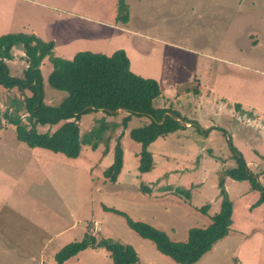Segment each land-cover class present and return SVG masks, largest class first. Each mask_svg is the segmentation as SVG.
I'll return each mask as SVG.
<instances>
[{"label":"rangeland","instance_id":"obj_1","mask_svg":"<svg viewBox=\"0 0 264 264\" xmlns=\"http://www.w3.org/2000/svg\"><path fill=\"white\" fill-rule=\"evenodd\" d=\"M121 6L126 23L117 18ZM18 32L53 42V56L66 60L77 52L123 51L132 73L157 82L153 107L185 123L150 144L153 169L144 174L138 172L141 146L130 132L150 119L131 116L124 126V111L83 115L81 141L101 123L106 130L96 148L95 139L81 143L77 158L22 143L24 153L17 154L19 142L4 115L28 124L24 99L31 93L0 87V202L13 210L11 219H0L8 238L0 240V264H55L57 252L87 234L130 246L136 264H176L110 210L185 242L190 229L207 227L219 211L220 180L232 204L230 232L195 264H264V203H258L264 190V0H0V36ZM11 55L4 61L8 74L22 78V47ZM39 70L43 103L58 107L67 93L49 86L48 59ZM117 142L123 164L111 183L104 172ZM237 159L246 180L225 175L238 168ZM63 264L113 262L105 249L88 248Z\"/></svg>","mask_w":264,"mask_h":264},{"label":"trees","instance_id":"obj_2","mask_svg":"<svg viewBox=\"0 0 264 264\" xmlns=\"http://www.w3.org/2000/svg\"><path fill=\"white\" fill-rule=\"evenodd\" d=\"M117 18L124 23L128 21L124 6L118 10ZM16 46L22 47L27 62L22 78L9 76L4 63L12 58L11 51ZM53 50V42H43L33 34L9 33L0 36V87L6 90L16 89L22 94L26 91L31 93L30 97L24 99L28 124L22 125L19 117H9L7 112L4 115L8 124L14 127L17 142L31 149H44L74 159L80 153L81 143H90L95 139L91 145L96 148L97 141L106 130L104 123H101L81 141L78 122L83 115L102 112L106 116L115 117L124 111V126L131 116H145L150 119L148 125L130 132L131 140L141 146L138 172H150L153 169L152 154L148 151L150 144L178 131L185 123L167 110L153 107L154 99L160 95L157 82L132 73L123 51H116L110 56L87 51L77 52L71 60H66L53 56ZM44 59L52 64V72L48 77L49 86L67 93V97L58 107H49L43 103L39 67ZM43 126L56 127V130L52 133L39 132L37 127ZM0 127H3L1 123ZM119 144L117 142L114 147L112 165L104 172L105 178L111 183L116 182L123 164V152ZM237 160L238 168L226 172L225 175L234 181L246 180L249 173L245 164L243 160ZM219 187L221 195L224 196L219 211L211 217V223L207 227L190 229L185 242H173L164 232L146 223L133 221L124 213L110 211L123 216L132 231L151 241L160 254L176 264H195L230 232L232 204L223 189L222 180L219 181ZM141 190L143 193L149 192L143 185ZM258 203H264V190ZM208 208L205 205L199 211L206 214ZM88 248L105 249L113 264L138 262L137 254L130 246L97 239L90 234L85 235L80 242L70 244L57 252L54 262L63 264Z\"/></svg>","mask_w":264,"mask_h":264},{"label":"crops","instance_id":"obj_3","mask_svg":"<svg viewBox=\"0 0 264 264\" xmlns=\"http://www.w3.org/2000/svg\"><path fill=\"white\" fill-rule=\"evenodd\" d=\"M19 33V32H18ZM7 34H9V33H7ZM3 35H5V34H3ZM54 49H55V47H54ZM53 53H54V50H53ZM1 139V138H0ZM0 142H2L1 140H0ZM13 147H15L16 149H17V154H20V152L23 154L24 153V149H23V147H21V145H20V143H18V145H16V144H14V146ZM27 152H29V151H27ZM6 175V174H5ZM4 197L5 198H8V196L7 195H4ZM0 203H2L4 206L2 207V210H1V212H0V219L1 218H10L11 219V216H13V210H11L9 207H8V204H6V200H4L3 199V202H0ZM18 219H20L21 221H22V224H31L30 222H28L26 219H25V217H23V216H18ZM3 225L4 224H2V225H0V231H1V229H2V231H3ZM14 226V225H13ZM13 226L11 227V229L13 228ZM35 228V227H34ZM37 228V227H36ZM3 232H1L0 233V240H8V238L5 236V234L3 233ZM9 237V236H8ZM9 240H10V238H9ZM45 247V246H44Z\"/></svg>","mask_w":264,"mask_h":264}]
</instances>
